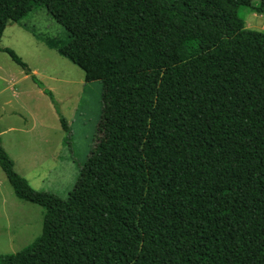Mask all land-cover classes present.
<instances>
[{
  "label": "trees",
  "instance_id": "16d2710c",
  "mask_svg": "<svg viewBox=\"0 0 264 264\" xmlns=\"http://www.w3.org/2000/svg\"><path fill=\"white\" fill-rule=\"evenodd\" d=\"M252 1L0 0V39L44 6L67 31L49 44L103 90L65 198L32 188L0 138L15 195L44 208L0 264H264V30L238 15Z\"/></svg>",
  "mask_w": 264,
  "mask_h": 264
},
{
  "label": "rangeland",
  "instance_id": "374dc122",
  "mask_svg": "<svg viewBox=\"0 0 264 264\" xmlns=\"http://www.w3.org/2000/svg\"><path fill=\"white\" fill-rule=\"evenodd\" d=\"M240 6L244 25L264 30V13ZM66 29L39 6L19 22H8L0 39V138L15 170L32 188L65 198L90 153L102 109V83L87 82L84 71L49 43ZM5 48L26 65H18ZM49 89L54 101L30 75ZM63 116L69 133L60 124ZM44 208L19 199L0 167V254L14 253L42 231Z\"/></svg>",
  "mask_w": 264,
  "mask_h": 264
},
{
  "label": "built area",
  "instance_id": "2783aa9c",
  "mask_svg": "<svg viewBox=\"0 0 264 264\" xmlns=\"http://www.w3.org/2000/svg\"><path fill=\"white\" fill-rule=\"evenodd\" d=\"M263 26H264V21H263Z\"/></svg>",
  "mask_w": 264,
  "mask_h": 264
}]
</instances>
